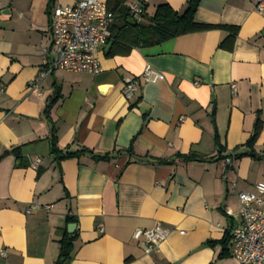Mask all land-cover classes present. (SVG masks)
<instances>
[{
  "label": "crops",
  "instance_id": "obj_1",
  "mask_svg": "<svg viewBox=\"0 0 264 264\" xmlns=\"http://www.w3.org/2000/svg\"><path fill=\"white\" fill-rule=\"evenodd\" d=\"M75 1L0 0V264H58L65 235L74 237L66 264H237L222 244L239 223L236 194L264 184L258 0H200L195 20L218 28L127 55L107 57L104 45L96 53L100 73L55 71L28 88L50 49V11ZM123 1L151 16L163 4L181 12L187 0ZM223 27L235 28L234 37ZM146 66L164 79L142 83L126 100L124 81ZM53 130L61 154L86 149L108 158L58 161ZM214 133L223 155L238 156L233 169L216 159ZM16 148L17 157H1ZM190 153L214 159L157 163ZM30 205L50 208L27 213ZM156 225L170 234L145 255L132 233Z\"/></svg>",
  "mask_w": 264,
  "mask_h": 264
},
{
  "label": "built area",
  "instance_id": "obj_2",
  "mask_svg": "<svg viewBox=\"0 0 264 264\" xmlns=\"http://www.w3.org/2000/svg\"><path fill=\"white\" fill-rule=\"evenodd\" d=\"M128 9L133 17H138L141 13L138 3L131 4ZM255 9L262 14L264 0H258ZM113 21V13L100 0H76L70 6L54 7L50 11L48 25L50 49L43 50L46 55L43 68L37 78L28 83V88L37 87L40 81L55 71L89 75L100 73L101 67L96 53L106 45ZM163 79L162 73L146 66L139 78L124 81L122 95L128 100L142 83ZM232 89L234 95V86ZM38 162L37 159L35 165ZM223 162L226 167L233 169L235 158L230 154ZM230 186L236 189V183H231ZM255 190L256 194L244 191H238L236 194L239 223L229 233L228 248L237 264H264V184H257ZM41 208L47 210L50 207L30 205L26 212ZM98 229L102 232L101 225H98ZM169 234L170 231L156 225L151 230H135L132 240L148 255L156 251ZM0 254L4 256L3 253Z\"/></svg>",
  "mask_w": 264,
  "mask_h": 264
},
{
  "label": "trees",
  "instance_id": "obj_3",
  "mask_svg": "<svg viewBox=\"0 0 264 264\" xmlns=\"http://www.w3.org/2000/svg\"><path fill=\"white\" fill-rule=\"evenodd\" d=\"M199 1L200 0H187L185 7L181 12L174 11L167 4L159 5L154 9V12L151 16L145 15L144 7L139 5L141 8V13L138 17H133L129 9L124 6L123 0H111V3L107 5V8L112 11L114 15V21L110 27V37L106 43V45H108L106 56L110 57L116 54L127 55L133 49L150 48L182 35L218 28L216 26L199 23L195 20V12L199 5ZM145 19L146 21H144ZM223 28L230 33L231 38L234 37L236 33L235 28ZM56 100L57 98L54 97L47 101L43 110V115L45 118L48 117L50 109ZM260 129L261 124L259 119H257L254 125L253 134L247 141V146L249 148H252L253 142ZM213 139L217 150L216 159L223 161L229 155H223L225 148L219 143V138L216 133L213 134ZM49 141L51 153L56 156L58 161L69 158H77L83 154H89L97 160H105L108 158L107 155L103 157H95L91 151L86 149H81L76 152L65 151L61 154L56 146V136L54 130L51 133ZM126 152H130V149H128ZM8 154H13L15 157H17L19 152L16 148L11 151L4 152L1 157H4ZM233 156L235 159L238 158L237 155ZM175 159H179L183 162H208L212 161L214 158H207L195 153H190L184 156L175 155L171 160H157V163L171 164ZM228 238L229 234L222 242L224 248H227ZM73 240L74 237H67L65 235L59 242L60 254L58 264H66L70 260Z\"/></svg>",
  "mask_w": 264,
  "mask_h": 264
},
{
  "label": "water",
  "instance_id": "obj_4",
  "mask_svg": "<svg viewBox=\"0 0 264 264\" xmlns=\"http://www.w3.org/2000/svg\"><path fill=\"white\" fill-rule=\"evenodd\" d=\"M70 227L74 228V225H69L68 226V231H69Z\"/></svg>",
  "mask_w": 264,
  "mask_h": 264
},
{
  "label": "rangeland",
  "instance_id": "obj_5",
  "mask_svg": "<svg viewBox=\"0 0 264 264\" xmlns=\"http://www.w3.org/2000/svg\"><path fill=\"white\" fill-rule=\"evenodd\" d=\"M144 21H146V19Z\"/></svg>",
  "mask_w": 264,
  "mask_h": 264
}]
</instances>
